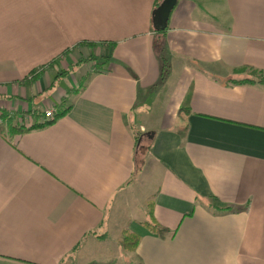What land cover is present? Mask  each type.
Here are the masks:
<instances>
[{"label": "crops", "instance_id": "0c3cea01", "mask_svg": "<svg viewBox=\"0 0 264 264\" xmlns=\"http://www.w3.org/2000/svg\"><path fill=\"white\" fill-rule=\"evenodd\" d=\"M156 1L0 0V264H264V83L228 80L264 73V0H177L160 19ZM156 41L171 72L150 112L138 107L160 82ZM77 52L108 62L73 69ZM46 109L50 122L8 132ZM152 195L171 239L143 224Z\"/></svg>", "mask_w": 264, "mask_h": 264}, {"label": "trees", "instance_id": "16d2710c", "mask_svg": "<svg viewBox=\"0 0 264 264\" xmlns=\"http://www.w3.org/2000/svg\"><path fill=\"white\" fill-rule=\"evenodd\" d=\"M161 0H157L156 3H160ZM166 29V26H164L163 28H161L160 30L163 31ZM78 44H82V45H87L91 48H94L97 46L98 43L96 42H90V41H82L79 42ZM104 44V43H102ZM156 51L158 52V56L161 60V75H160V80L161 81H165V79L167 78V76L170 74L171 72V62L169 57L167 56V49L166 46L163 42H157L156 41ZM59 59V58H58ZM100 60L95 54H92L91 56H89L88 58H82L80 59L77 63H75V67L80 66V64H82L83 62L86 61H92V60ZM57 60V59H56ZM101 61V60H100ZM53 62V61H52ZM108 62V58H104L103 61L100 62V64L98 63L97 66H95L94 71L95 70H99L100 68H103L105 66V64ZM74 68V67H73ZM41 72V71H40ZM40 72L38 70H34L32 71V74L30 75V78L23 80V82H26L27 84H32L36 79H38ZM64 72H62L60 75L56 76V78L53 80V82L51 83L50 87L47 89L49 90L51 87L56 86L63 75ZM65 75V74H64ZM92 75V73H90L87 78ZM240 78V79H239ZM229 79H233L232 81L234 82H249V83H264V73L258 69H255L253 67H247V66H242V67H238V68H234L232 71V75L228 78ZM71 93V91H70ZM42 93L38 94L37 96H41ZM36 97V96H35ZM34 97V98H35ZM191 99H192V92L189 91V93L187 94L186 98L183 101L182 104V111L180 113V117L183 118L185 121H180V126L178 125L177 129L181 130L182 133L187 132L188 128H189V123L186 121V119H188V116L191 114L192 110H191ZM67 100V96L64 97V99L62 100V102L60 103V107L59 109L61 110L60 112H58L59 114H63L66 113L68 110H70V107L66 108L64 111H62L63 108H65V103ZM25 112L27 111H22V112H15V113H8V112H3V119H10L14 120V118H16L19 114H25ZM29 113H32L33 110H29ZM37 112V111H35ZM34 113V112H33ZM14 114V115H13ZM13 115V117H12ZM12 117V118H10ZM51 120H47L44 123H39V122H34V124H32L31 126H24V125H18L15 124L13 122H9L8 123V132L11 133H22L24 131H27L29 129L35 128V127H40L43 126L45 123L50 122ZM0 131H4V129H2V127L0 126ZM140 134H138V136H136V141L138 142L140 139ZM155 196L156 195H152L148 202V218L146 221L143 222V224L154 234L160 236L161 238H165V239H171L175 236L177 229H173L171 230L170 228L162 225L161 223H159L155 216H154V212H153V206L155 204ZM200 200H204L203 198H200ZM208 205V204H207ZM209 206V205H208ZM212 206L214 207L215 210L217 211H237L240 210V208H234L231 205L222 207V206H218L215 205L214 203H212ZM193 214V212L187 213V216H191ZM98 237H102L105 238L107 237V234H103V235H98ZM141 240V236L137 233L131 232L129 230H124L122 238L120 239V244L121 246L127 250V251H135L139 242ZM90 264H100L98 262H90Z\"/></svg>", "mask_w": 264, "mask_h": 264}, {"label": "rangeland", "instance_id": "374dc122", "mask_svg": "<svg viewBox=\"0 0 264 264\" xmlns=\"http://www.w3.org/2000/svg\"><path fill=\"white\" fill-rule=\"evenodd\" d=\"M164 10H163V8H160L159 10H158V12H157V19H160L161 17H162V15H164ZM94 49H96V47H94ZM87 50H89V52H90V49H87ZM78 51V50H77ZM93 51V50H92ZM79 52V51H78ZM76 53V56H77V58H79V59H81L80 57H81V55H79V53ZM88 52V53H89ZM167 56L169 57V54L167 53ZM169 59H170V57H169ZM67 61H69L70 62V64H71V66L73 67L74 65H73V63H72V61H73V58L72 57H67ZM87 62V61H86ZM79 67V66H78ZM74 69V68H73ZM59 70L60 71H62L63 70V66L61 67H59ZM77 73L75 74V77H78L79 78V72L78 71H76ZM71 80V79H70ZM164 81H161L160 80V82H158L157 84H156V86H152L149 90H147V92H149V101H146V103H145V105L143 104V105H140L138 108H143V109H147V110H149L150 112H154L156 109H157V107H158V104H159V101L163 98L162 96H163V92H164V90L166 89V88H164L163 86L165 85L164 83H163ZM170 84H171V82L169 81V82H167L166 83V85H167V89L170 87ZM143 103V102H142ZM6 127H7V125H5ZM142 145L139 147V149H140V155H141V159H142V157H143V155L145 154L144 153V149H146V145L148 144V139H147V137H144L143 139H142ZM149 200V199H148ZM148 200H147V202H148ZM146 205H147V203H146ZM147 208H148V205H147Z\"/></svg>", "mask_w": 264, "mask_h": 264}, {"label": "built area", "instance_id": "2783aa9c", "mask_svg": "<svg viewBox=\"0 0 264 264\" xmlns=\"http://www.w3.org/2000/svg\"><path fill=\"white\" fill-rule=\"evenodd\" d=\"M45 120L39 122V123H44L46 122L49 118H52L54 116V111L53 109H46L44 112ZM38 122V121H36Z\"/></svg>", "mask_w": 264, "mask_h": 264}, {"label": "water", "instance_id": "95a60500", "mask_svg": "<svg viewBox=\"0 0 264 264\" xmlns=\"http://www.w3.org/2000/svg\"><path fill=\"white\" fill-rule=\"evenodd\" d=\"M177 0H164L163 5L160 8H166L168 6H172L173 4L176 3ZM159 8V9H160ZM165 11V9H163Z\"/></svg>", "mask_w": 264, "mask_h": 264}]
</instances>
